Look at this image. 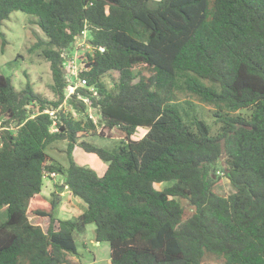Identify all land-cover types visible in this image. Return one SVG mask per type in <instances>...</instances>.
<instances>
[{"label":"trees","instance_id":"obj_1","mask_svg":"<svg viewBox=\"0 0 264 264\" xmlns=\"http://www.w3.org/2000/svg\"><path fill=\"white\" fill-rule=\"evenodd\" d=\"M14 10L37 17L53 97L0 73V264H72L74 232L91 223L112 264H264V0H0L1 36ZM83 31L96 94H68L63 53ZM100 125L121 133L116 149L84 139ZM60 140L68 167L47 152ZM77 145L109 163L104 174L74 160ZM221 159L227 196L215 189ZM50 173L85 201L76 218L54 216Z\"/></svg>","mask_w":264,"mask_h":264},{"label":"rangeland","instance_id":"obj_2","mask_svg":"<svg viewBox=\"0 0 264 264\" xmlns=\"http://www.w3.org/2000/svg\"><path fill=\"white\" fill-rule=\"evenodd\" d=\"M2 32V36L0 35V73L10 77L17 89H22L27 83H30L36 92L52 98L53 94L50 88L53 82L51 66L49 61L42 56L41 47L36 46V43L44 38L42 30L37 24V17L22 10H14L10 17L3 22ZM118 76L119 72L112 70L106 75V78L110 80L111 77L116 78ZM195 102L200 114L202 113L204 120L211 126L212 133H215L218 125L214 124V117L211 114L210 107L196 100ZM64 108L66 111L72 110L68 103L64 104ZM34 111L37 112L38 108H34ZM90 112L98 120L99 114L97 110L92 108ZM98 131H101V133L88 135L84 139L109 150L116 149L119 137L122 136L121 133L116 129H101V125ZM146 131V129H140L135 134V137H143ZM47 152L51 161L59 162L65 167L70 165L67 140L52 143L48 146ZM72 155L78 164L95 169L99 175L104 174L109 165L108 162L100 159L95 153L86 152L79 145L74 148ZM214 177L217 179L215 189L218 193L227 196L235 192L236 188L225 175L223 159L217 163V172ZM157 186L158 188H164L167 183H159ZM42 192L50 201L52 199L56 200L53 212L56 217L74 219L86 208L85 201L73 195L72 191L65 185V177L61 174H47L44 178ZM184 204L186 206V215L188 216L193 212V209H191L187 201H184ZM1 211L0 219H4V211ZM31 217L45 229L48 228L50 223L48 217L35 215ZM95 228L96 225L91 223L87 224L83 230H75L74 238L78 250L75 254H69L72 264H112L110 244L96 241ZM205 263L211 264L215 263V261L208 256L205 259Z\"/></svg>","mask_w":264,"mask_h":264},{"label":"built area","instance_id":"obj_3","mask_svg":"<svg viewBox=\"0 0 264 264\" xmlns=\"http://www.w3.org/2000/svg\"><path fill=\"white\" fill-rule=\"evenodd\" d=\"M91 48L92 45L89 42L88 33L87 31H83L76 38L72 50L63 53L65 57L63 66L68 81V94L74 93L77 88L83 87L88 88L90 91L96 94L95 89L89 86L87 78L82 76L81 74L83 71L88 69L87 62L89 60V57L87 53L92 51ZM102 51H104V48H102ZM83 100L86 103H89L90 101L88 97H83ZM55 111V109L49 108L44 110V112H49L53 116H55ZM90 117L97 121L92 112H90Z\"/></svg>","mask_w":264,"mask_h":264}]
</instances>
